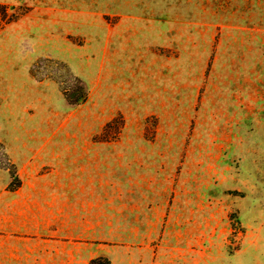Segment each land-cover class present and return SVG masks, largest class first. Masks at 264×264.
Here are the masks:
<instances>
[{"label": "rangeland", "instance_id": "rangeland-1", "mask_svg": "<svg viewBox=\"0 0 264 264\" xmlns=\"http://www.w3.org/2000/svg\"><path fill=\"white\" fill-rule=\"evenodd\" d=\"M0 264H264V0H0Z\"/></svg>", "mask_w": 264, "mask_h": 264}, {"label": "trees", "instance_id": "trees-1", "mask_svg": "<svg viewBox=\"0 0 264 264\" xmlns=\"http://www.w3.org/2000/svg\"><path fill=\"white\" fill-rule=\"evenodd\" d=\"M14 179H17V176H15Z\"/></svg>", "mask_w": 264, "mask_h": 264}]
</instances>
